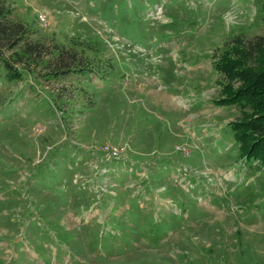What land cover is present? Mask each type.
I'll list each match as a JSON object with an SVG mask.
<instances>
[{
  "label": "rangeland",
  "instance_id": "obj_1",
  "mask_svg": "<svg viewBox=\"0 0 264 264\" xmlns=\"http://www.w3.org/2000/svg\"><path fill=\"white\" fill-rule=\"evenodd\" d=\"M0 7L23 25L0 46V264H264V166L218 103L244 82L214 66L264 37V0Z\"/></svg>",
  "mask_w": 264,
  "mask_h": 264
},
{
  "label": "trees",
  "instance_id": "obj_2",
  "mask_svg": "<svg viewBox=\"0 0 264 264\" xmlns=\"http://www.w3.org/2000/svg\"><path fill=\"white\" fill-rule=\"evenodd\" d=\"M8 13L9 11L4 7H0V46L12 41L11 49H14V46L19 44L20 40L17 41L16 37L23 30V25L8 22ZM7 32L10 34L7 35ZM42 49L43 46L39 44H29L23 48V56L18 55L20 59L18 61H22L26 56L41 57ZM1 59H3L1 65L8 69V76L19 77L17 69L3 58L2 53L0 62ZM68 59H63L64 66L68 65L70 60ZM249 63L255 66L253 73H251L252 68L244 72L238 70L247 67ZM216 65L217 70L225 74L230 81L244 82L241 89L226 88L224 93L228 94V97L219 100L218 103L222 106H237L240 109V117L230 123L234 139L239 144L240 155L248 162H258L264 166V37L248 43L237 38L233 46L221 55L214 66ZM247 70H250V73Z\"/></svg>",
  "mask_w": 264,
  "mask_h": 264
}]
</instances>
